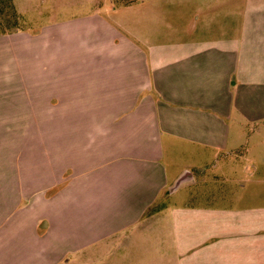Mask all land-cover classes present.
<instances>
[{
    "label": "crops",
    "instance_id": "obj_1",
    "mask_svg": "<svg viewBox=\"0 0 264 264\" xmlns=\"http://www.w3.org/2000/svg\"><path fill=\"white\" fill-rule=\"evenodd\" d=\"M69 1L0 30V264H264V148L244 142L264 52Z\"/></svg>",
    "mask_w": 264,
    "mask_h": 264
},
{
    "label": "rangeland",
    "instance_id": "obj_2",
    "mask_svg": "<svg viewBox=\"0 0 264 264\" xmlns=\"http://www.w3.org/2000/svg\"><path fill=\"white\" fill-rule=\"evenodd\" d=\"M156 1L161 2V8L148 7ZM70 3L72 2L69 0H0V30L13 28L34 30L47 22L48 14L56 11L55 7L63 5L64 9L66 4L69 7ZM145 3H147L148 14L163 17L166 23H169V26L165 27L166 32H189L191 24L199 19L196 31L200 35L208 31L217 34L226 32L232 34L231 37L234 38L235 34L240 33L242 47L246 46V49L254 54L253 57L255 54L259 55L264 52V0H103L102 11L106 16L116 15L114 12L122 10L121 7L125 4L142 6ZM74 11L78 12L70 9L65 12L60 10L55 15L58 18H64ZM120 14L123 15L124 12ZM210 16L215 19L209 24ZM209 25H213L214 29L211 27L209 29ZM260 102L262 103L245 106L247 119L244 123L247 133L245 144L257 146L259 149L264 148V98ZM258 154L259 152L250 154L249 160H256ZM259 167H262L264 172V163ZM208 171L205 183L197 186V192L211 197L222 194L226 186L215 180L211 168ZM209 187H212V190ZM192 190L194 189L190 188L186 191L191 192ZM193 200L197 202L194 197ZM215 200L218 199L215 198Z\"/></svg>",
    "mask_w": 264,
    "mask_h": 264
}]
</instances>
